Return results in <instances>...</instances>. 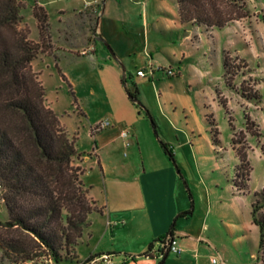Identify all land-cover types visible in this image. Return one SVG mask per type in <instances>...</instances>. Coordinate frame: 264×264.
Listing matches in <instances>:
<instances>
[{"label": "rangeland", "instance_id": "374dc122", "mask_svg": "<svg viewBox=\"0 0 264 264\" xmlns=\"http://www.w3.org/2000/svg\"><path fill=\"white\" fill-rule=\"evenodd\" d=\"M17 1L19 28L27 30L29 39L38 41L34 0ZM36 1L47 13L51 48L49 53L39 52L31 66L45 88L46 103L56 112L70 137H76L75 146L83 152L94 150L96 131L104 129L96 127L109 120L110 125L104 131L113 138L103 153L105 164L125 172L122 158L130 154V148L122 144L118 135L121 129L129 132V128L124 122L114 121L112 113H118L120 118L130 114L144 152H160L176 172L190 175V184L187 182L194 201L188 219L194 223L190 230L197 231L205 222L216 246L209 252L223 255L228 264H258L259 231L252 223L251 198L255 190L264 187L261 150V146L264 149V0H241L238 4L242 7L231 0H219L223 12L235 18L223 27L207 31L180 22L175 0H105L104 12L98 19L102 39L97 40L103 54L98 52L96 65L88 56L77 57L74 53L93 51L100 1L95 2L93 9L79 12L76 10L84 0ZM225 52L231 58L238 55L242 60L236 61L244 65L233 79L235 85L242 83L256 88L260 100L245 99L225 84L222 66ZM135 88L137 100L131 101L127 90ZM123 97L130 103L131 113L124 107ZM147 111L157 124L158 137ZM209 114L218 131L219 142L214 144L210 139ZM245 115L253 122L257 135L245 128ZM231 138L240 139L238 146L246 148L252 167L248 192L240 197L232 195L228 182L236 164ZM159 139L171 147L175 163L164 152ZM226 150L223 159L217 157ZM89 163L85 162V166ZM140 163L134 159L131 168L140 167ZM91 175L93 193L103 196V187L96 183L101 176L98 165ZM7 218L0 191V264H45L38 258L26 260L2 248L5 239L20 237L28 241L20 230L4 225ZM114 218L98 213L90 215V226L76 245L78 257L85 259L95 254L99 238L108 229L107 220L115 221ZM144 228L138 216L132 228L120 231L112 241L108 232L99 250L115 248L110 257L112 264L118 260L120 264H152L149 258L126 260L134 248L126 235L142 232ZM153 260L158 262L160 258ZM78 261L76 258L61 264H80Z\"/></svg>", "mask_w": 264, "mask_h": 264}, {"label": "trees", "instance_id": "16d2710c", "mask_svg": "<svg viewBox=\"0 0 264 264\" xmlns=\"http://www.w3.org/2000/svg\"><path fill=\"white\" fill-rule=\"evenodd\" d=\"M231 1L242 7L238 4L241 0ZM177 4L182 22L203 26L206 31L223 27L235 18L223 12L219 0H177ZM19 10V1L0 0V191L8 213L4 225L20 230L28 241L13 237L5 239L1 246L26 260L38 258L45 264H61L78 258L80 264H86L99 254L80 259L75 252L76 245L91 223L90 214L102 213V207L88 196L80 179L82 169L72 163L80 156L74 145L75 137L68 135L56 112L46 103L45 88L31 66L39 52L49 53L51 48L47 13L34 0L33 15L39 40L33 41L28 38L27 30L19 28ZM236 60L242 59L238 55L231 58L227 52L223 54L225 84L245 99L260 100L261 94L256 88L242 83L237 87L233 82L244 66ZM127 93L131 101L137 100V88ZM147 115L150 116L148 111ZM207 116L212 141L218 143L212 115ZM150 118L158 137L157 124ZM244 118L245 128L257 135L250 118L247 115ZM159 140L164 152L175 163L171 147ZM231 142L238 159L231 182L237 193H246L252 170L248 153L245 147L238 146L240 139L231 138ZM261 150L264 153L262 146ZM183 183L189 208L178 213L167 233L151 241L141 255L151 256L150 250L156 242L167 234L173 235L177 217L192 214L193 197L184 179ZM251 218L259 231L256 260L264 264V187L252 193ZM163 256L157 264L164 263L166 256Z\"/></svg>", "mask_w": 264, "mask_h": 264}, {"label": "crops", "instance_id": "0c3cea01", "mask_svg": "<svg viewBox=\"0 0 264 264\" xmlns=\"http://www.w3.org/2000/svg\"><path fill=\"white\" fill-rule=\"evenodd\" d=\"M96 1H100V9L95 20L96 34L93 46L91 45L93 47V51H89L87 53H82L81 51L79 54L71 52L77 57L88 56L94 65L98 64V52L103 54L97 43V40L102 39L99 32L100 29L98 28V19L99 16L104 12V6L106 2L105 0H84L82 6L76 10L79 12L84 8L93 9V7L96 6ZM175 3L177 5L178 11L177 0H175ZM180 22L182 21L180 20ZM191 25L192 27L204 29L203 26L197 24L191 23ZM123 98L124 107L129 113H131L132 107H130V103L126 101L125 97ZM112 118L116 122H124L129 128L127 136L123 137L121 135V131L124 129H121L118 135V137L122 140V144L130 148V154L122 158V164L125 166V172L120 173L119 171H116L115 165L105 164L103 153L112 142L111 139L113 138L111 137L110 132L104 131L107 126L103 127L104 129H100V131H96L97 146L94 150L91 148L90 151L83 152L75 146L76 150L80 153V156L75 157V160L73 159L72 162L75 165H79L82 169L80 179L83 183V186L88 191V196L94 199L98 206L102 207V213H93L107 215L109 218L115 217V221H111L110 219L107 220L108 229L99 238V241L94 248V253L99 254L94 258H98L102 254L110 252L108 254L110 261H99V263L105 262L107 264H112L113 260L110 257L112 256V251H115V248L111 246V248L107 247L103 250H99L101 241L108 235V232L111 234L112 241L116 236L119 235L120 231L132 228L133 225L137 223L138 216H140L144 222L145 228L142 232H136L134 234L130 232L126 235L127 240H130V243L134 244V248L129 252L130 257L126 260H136L137 258L139 261L149 258L152 261V264H157V260L153 259L158 257H155L151 254V256H144L141 254L147 251L148 245L151 241L155 240L160 235L167 233L172 218H174L178 213L189 208L190 201L183 183V179L186 182L188 181L190 184L191 178L190 175H186L183 171L180 173L178 170V174L174 167L160 152H144L137 126L135 121L130 118V114L120 118L118 113L113 112ZM116 128L118 127L116 126ZM68 135L70 136L69 133ZM90 135L93 137V131L90 132ZM210 139L212 141L211 131ZM212 144H214L213 141ZM120 149L121 148H119V152H121ZM227 153V150L219 152L217 157L223 159ZM235 158V163H237L238 159L236 155ZM134 159L140 160L141 163L140 167H133V169L131 167L134 166ZM88 160L90 163L89 166L86 167L85 162ZM155 162L156 166H154ZM97 165L100 169L101 176L99 175L96 183L98 186L103 187V196L93 193L94 182L93 175H91V173L93 174V170L97 169ZM88 177H92V179ZM188 182L187 185H189ZM228 182L232 191V195L237 197L242 196V193H237L234 191L231 179L230 181L228 180ZM206 212H208V209ZM191 215L179 216L176 218L177 221L175 220L173 237L175 238L180 251L178 253L170 252L172 253V256H169L170 253H168L163 264H211V257H216L219 261L223 262L222 264H228L223 258V255H215L209 252L210 248L216 249V246L212 242L210 234L207 233L205 222L199 225L197 231L192 232L190 230V227L192 224H194L192 221H188ZM89 226L85 228L84 231L87 230ZM118 261H116V264H120Z\"/></svg>", "mask_w": 264, "mask_h": 264}, {"label": "built area", "instance_id": "2783aa9c", "mask_svg": "<svg viewBox=\"0 0 264 264\" xmlns=\"http://www.w3.org/2000/svg\"><path fill=\"white\" fill-rule=\"evenodd\" d=\"M82 53H87L85 50H82ZM139 73L142 74L141 71H139ZM110 125V121L109 120H105V121H101L99 123V125L96 128H103ZM95 128V129H96ZM128 131L127 130H122L121 131V135L123 137L127 136ZM180 251V248L178 247L175 238L173 237V235H166L164 237V239H162L161 241L156 242L153 247L150 250V254L154 255L155 257L161 258L165 253H178ZM99 261H105V262H109V255L108 254H102L100 257L98 258H93L91 260V262H93V264H97ZM210 262L211 264H222V261H219L216 257H211L210 258Z\"/></svg>", "mask_w": 264, "mask_h": 264}, {"label": "water", "instance_id": "95a60500", "mask_svg": "<svg viewBox=\"0 0 264 264\" xmlns=\"http://www.w3.org/2000/svg\"><path fill=\"white\" fill-rule=\"evenodd\" d=\"M165 256H166V253L164 254L163 258H165Z\"/></svg>", "mask_w": 264, "mask_h": 264}]
</instances>
